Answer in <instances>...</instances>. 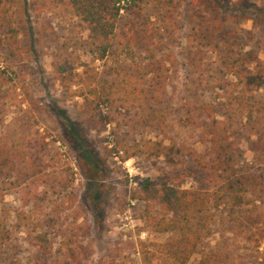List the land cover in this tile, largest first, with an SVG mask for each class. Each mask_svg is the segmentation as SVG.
<instances>
[{"label":"rangeland","instance_id":"374dc122","mask_svg":"<svg viewBox=\"0 0 264 264\" xmlns=\"http://www.w3.org/2000/svg\"><path fill=\"white\" fill-rule=\"evenodd\" d=\"M119 2L129 8L120 10L116 38L129 21L149 36L132 46L133 58L93 60L84 23L66 8H44L43 0H0V38L9 35L0 63L11 76L0 89V180L6 183L0 206L14 219L16 197L23 189H38L42 203L22 207L26 224L32 233L43 232L37 225L48 217L55 224L83 225L87 232L77 236L87 250L80 264H158L160 244L169 234L145 226L143 200L133 192L145 177L183 188L202 181L189 152L209 150L207 126L201 119L194 126L178 122L191 80L214 75L217 51L251 49L264 61L255 46L264 29V0H252V6L228 0H172L168 7L155 0ZM138 13L148 22L142 23ZM62 66L83 78L117 76L129 86L158 73L160 99L86 109L80 97L63 92L57 79ZM152 113L156 121L150 120ZM119 141L126 151L115 153L112 147ZM145 142L160 147L159 153L140 148ZM258 145L243 147L255 168L264 165V144ZM59 180L71 185L72 195L58 190ZM219 209L188 264H202L207 256L216 259L210 264H264V203L249 199L240 208L223 203ZM48 231L51 254L21 252L22 264L64 263L59 238Z\"/></svg>","mask_w":264,"mask_h":264},{"label":"trees","instance_id":"16d2710c","mask_svg":"<svg viewBox=\"0 0 264 264\" xmlns=\"http://www.w3.org/2000/svg\"><path fill=\"white\" fill-rule=\"evenodd\" d=\"M155 1L167 7L172 3V0ZM136 2L142 0H130L131 4ZM55 5L66 8L71 16L84 23L93 60L122 55L133 58L132 46L149 36L134 21H129L128 30L123 31L119 39L116 38L120 10L129 8L121 5L119 0H43L44 8ZM143 16L138 13L141 22L147 23L149 19ZM262 31V37L255 46L264 53V29ZM203 36L209 38L205 31ZM8 39V34L0 38V51ZM189 39L192 40V37ZM216 54L218 60L213 69L214 75L191 80V87L182 99L181 108L185 114L178 119L183 126L198 125L200 119L207 126L209 150L203 154L194 150L189 152L195 168L203 174L202 181L197 186L183 188L168 181L156 185L145 177L133 192V197L138 196L143 200L145 226L153 232L169 234L167 240L160 244L162 257L157 259L158 264H188L197 247L211 232L216 212L221 213V204L240 208L249 199L264 203V165L256 168L252 166L244 157L243 149L246 143L264 144V61L251 49L217 51ZM150 56L154 57L152 53ZM191 66L193 69L196 67L193 64ZM159 77L157 73L143 82L129 86L123 79L118 81L117 76L110 80H101L95 74L83 78L79 71L67 70L63 66L57 75L63 92L67 96L80 97L86 109H97L108 103L111 106L115 101L131 103L134 100H158L163 88ZM9 81L10 73L0 63V89ZM206 96L212 98L205 100ZM151 115L153 117L150 120L156 121L157 114ZM1 142L0 135V146ZM143 147L150 154L157 155L160 151V147L150 142H145L140 148ZM112 149L115 153L126 151L120 141ZM4 182V179L0 180V191H4ZM56 184L58 190L72 195L70 184L64 180ZM16 198L18 208L14 210V219H10L8 212L0 206V264H22L20 254L27 250H31L34 256H49L53 243L47 238L50 234L48 230H53V238H59L57 249L61 252L63 264H80L87 247L78 240L77 235L80 231L87 232L85 227L55 224V219L48 217L44 220L45 224L37 225L44 226V231L32 233L33 230L25 222L22 207L34 203L40 205L41 194L38 189H23ZM21 232L25 233L24 237L19 235ZM25 240L26 246L23 245ZM146 258L143 255L144 261ZM215 260L207 256L201 262L210 264ZM144 264L149 263L145 261Z\"/></svg>","mask_w":264,"mask_h":264}]
</instances>
